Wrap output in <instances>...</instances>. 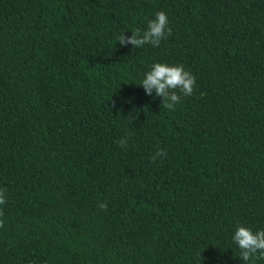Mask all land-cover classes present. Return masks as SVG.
Listing matches in <instances>:
<instances>
[{
  "label": "trees",
  "instance_id": "1",
  "mask_svg": "<svg viewBox=\"0 0 264 264\" xmlns=\"http://www.w3.org/2000/svg\"><path fill=\"white\" fill-rule=\"evenodd\" d=\"M158 11V47L117 41ZM158 62L195 77L174 110L138 85ZM0 189V264H245L237 226L264 229V0H0Z\"/></svg>",
  "mask_w": 264,
  "mask_h": 264
},
{
  "label": "clouds",
  "instance_id": "2",
  "mask_svg": "<svg viewBox=\"0 0 264 264\" xmlns=\"http://www.w3.org/2000/svg\"><path fill=\"white\" fill-rule=\"evenodd\" d=\"M171 33L167 14L158 11L155 18L148 22L145 31L141 33L136 30L131 36H125L122 33L116 39L121 45L130 43L133 48H142L145 44L158 47L162 39ZM195 84L194 75L187 71L183 64L168 65L158 62L152 65L138 85L142 86L149 96L155 92L156 96L162 97V106L165 109L174 110L175 105L181 100V94L183 96L193 94ZM130 117L136 118L132 115ZM119 143L121 146H126L127 140L121 139ZM166 155L164 150L158 149L152 160L155 161L157 156ZM5 202V190L0 189V205ZM99 207L101 210H106L107 203H101ZM2 215L3 212L0 211V216ZM0 226H3V220H0ZM232 239L240 249L239 258L245 264H256L257 261L264 260V229L253 232L251 228L239 225Z\"/></svg>",
  "mask_w": 264,
  "mask_h": 264
}]
</instances>
